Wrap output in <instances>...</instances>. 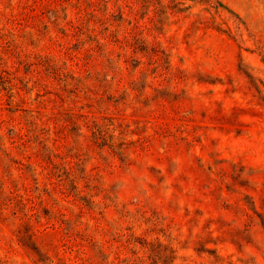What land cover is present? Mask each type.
<instances>
[{"label":"rangeland","instance_id":"obj_1","mask_svg":"<svg viewBox=\"0 0 264 264\" xmlns=\"http://www.w3.org/2000/svg\"><path fill=\"white\" fill-rule=\"evenodd\" d=\"M0 264H264V0H0Z\"/></svg>","mask_w":264,"mask_h":264}]
</instances>
